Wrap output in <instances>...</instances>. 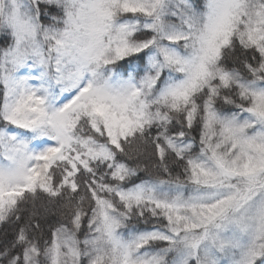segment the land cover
<instances>
[{
    "label": "rangeland",
    "instance_id": "374dc122",
    "mask_svg": "<svg viewBox=\"0 0 264 264\" xmlns=\"http://www.w3.org/2000/svg\"><path fill=\"white\" fill-rule=\"evenodd\" d=\"M202 2L71 0L66 16L40 32L22 5L8 0L13 46L3 54L8 62L0 110V221L23 191L49 189L50 167L58 161L69 164L67 184L93 160L107 161L122 179L132 171L115 161L109 144L118 147L152 123L163 127L172 108L204 116L197 151L180 136L167 138L187 156L190 185L97 181L125 208L158 210L167 219L165 228L125 229L126 212L96 194L81 240L59 228L42 256L28 246L24 264H264V84L260 73L244 81L216 66L220 49L237 34L249 44L261 41L264 73V1ZM131 10L147 17L119 15ZM141 29L152 33L133 39ZM143 48L141 64L126 72L111 67ZM230 80L253 98L257 116L221 112L208 97L199 108L195 93L206 88L210 95ZM84 121L100 139L82 134ZM153 240L166 244L152 247Z\"/></svg>",
    "mask_w": 264,
    "mask_h": 264
},
{
    "label": "trees",
    "instance_id": "16d2710c",
    "mask_svg": "<svg viewBox=\"0 0 264 264\" xmlns=\"http://www.w3.org/2000/svg\"><path fill=\"white\" fill-rule=\"evenodd\" d=\"M11 1L22 5L21 10L33 17L42 32L41 27L49 26L52 21H60L66 16L65 11L71 0H62L60 3L58 0ZM191 1L197 7L203 4L202 0ZM8 8V0H0V110L4 106L6 86L3 79L6 78L4 65L8 62V59L5 61L3 54L13 46V37L8 25L10 19ZM119 15L131 20L147 17L139 10L122 11ZM151 33L149 30L141 29L135 32L132 38H147ZM260 45L261 41L249 44L237 34H233L220 49L216 66L244 81L258 79L256 73H260L259 81L264 84V73L261 71L263 51ZM146 55L147 49L143 48L122 56L114 61L111 67L116 71L126 72L135 64H141ZM215 89L210 95L207 94L206 88L195 93V97L199 96V108L201 102L208 97L213 106L221 112L257 116L252 110L253 98L243 94L233 80ZM168 115L163 127L152 123L141 131L122 138L118 147L109 144L115 161L132 171L125 178H115L112 167L107 161L93 160L87 163V166H79L70 178L72 184H67L66 176L70 168L68 162L61 160L53 164L50 167L49 189L36 188L23 191L14 202L11 211L0 221V264H24V256L30 245L37 250L39 257L42 256L59 228L74 232L77 239L81 240L97 207L96 194L109 200L117 209L126 212L125 229L138 233L165 228L167 219L160 215L158 210H153L149 205H132L125 208L124 202L115 193L101 190L97 186V181L123 187L145 180H166L180 186L190 185L186 178L190 169L187 156L175 150V147L167 142V138L180 136L190 142L191 152L197 151L202 146L203 111H198L191 117L185 108L177 107L170 109ZM80 131L95 139L101 138L90 129L88 122L81 123ZM76 217H79L78 227L75 226ZM149 242L152 247H164L166 244L161 240Z\"/></svg>",
    "mask_w": 264,
    "mask_h": 264
}]
</instances>
